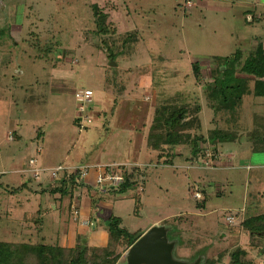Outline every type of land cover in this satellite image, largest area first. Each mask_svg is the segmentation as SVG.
Returning <instances> with one entry per match:
<instances>
[{
	"label": "rangeland",
	"instance_id": "374dc122",
	"mask_svg": "<svg viewBox=\"0 0 264 264\" xmlns=\"http://www.w3.org/2000/svg\"><path fill=\"white\" fill-rule=\"evenodd\" d=\"M90 5L106 13L107 23L116 28L112 42L136 32L131 59L118 64L108 60ZM260 41L264 0H0V244H8L4 252L21 246L23 264H53L51 251L62 243L51 227L39 234L34 201H26L30 189L40 185L52 190L58 184L44 181L45 173L36 179L32 168L44 170L52 164L73 171L81 163L95 168L119 163L140 167L137 184L115 196L110 217L121 218V229L143 235L162 228L171 258L180 264H229V255L238 248L248 261L264 264V237L250 236L240 226L245 218L264 214V169L258 170L264 153L250 149L245 133L255 130L264 138V98H244L238 133L245 135L240 142L219 146L215 167H205V161H211L195 159L187 146L160 152L146 147L154 107L172 96L175 104L185 96L191 109L201 108L206 137L214 126L203 93L209 70L238 51H252ZM51 44L49 59L40 58L42 48ZM196 63L198 76L192 68ZM119 79L125 84L120 94ZM86 90L92 92L91 116L82 130L75 124L83 117L76 96ZM208 150L205 154L212 153ZM29 159L36 160L30 170ZM25 183L27 189L17 195L7 193ZM65 208L64 202L61 212ZM110 245V254L122 256L118 264H126L125 244ZM26 246H39L41 259L47 260L27 255ZM95 253L102 262L101 252Z\"/></svg>",
	"mask_w": 264,
	"mask_h": 264
},
{
	"label": "trees",
	"instance_id": "16d2710c",
	"mask_svg": "<svg viewBox=\"0 0 264 264\" xmlns=\"http://www.w3.org/2000/svg\"><path fill=\"white\" fill-rule=\"evenodd\" d=\"M90 10L94 17L96 34L102 37L101 44L105 49L108 60L113 64H118L119 61L131 59L135 44L138 43L136 32H130L119 37V44H117L118 41L116 40H113V43L111 38L117 35V30L112 23H107V14L102 12L96 5H90ZM82 40L79 39V42ZM53 50V44L45 45L41 50L42 54L40 58L49 59V55ZM212 61L215 60L212 59ZM218 62L219 65H215V67L209 70L208 79L204 84L203 90L205 100L212 115L211 123L214 125L211 130L206 131L207 136L205 137L203 133L202 118L200 116L201 108L196 106L194 109H191L185 104L184 98H187L185 96L182 97L181 94H177V97H182V101L179 104L174 103V96H172L171 98L160 100L154 107L153 117L146 137V147L148 150L160 152L165 147L187 146L190 148L192 156L195 159L202 156L207 160L205 150L210 149L214 155L213 162L216 166L215 163H217L218 157L216 158L215 156L219 153V146L224 143L240 142V139L246 133L248 134V138H250V142H252L250 149L255 153H264V138L258 136L257 131H245L243 135L238 133L241 129L239 117L244 98H264V41L258 42L250 52L243 53L238 51L230 58H224L218 60ZM198 67L197 63L192 66L195 76H198ZM117 83L119 84L120 94L125 84L122 79H119ZM75 124L80 128V119H76ZM37 138L41 139V136L38 134ZM201 145H207V147L203 148ZM83 165L85 164L81 163L79 166ZM52 168L44 167L45 170ZM67 173L64 172L57 179L51 180L49 172H46L47 176L44 178V181L47 180V183H51L52 181L53 184L57 183L58 187L47 190L44 186L39 185L36 193L42 196L45 193H50L51 195L59 194L60 198L71 196L73 199V193L77 188L85 186L86 181L79 180L78 172L71 173L68 176L66 175ZM139 173L140 167L127 165V170L122 171L124 183L116 187L106 186L104 192L110 195L125 194L137 184L136 179L137 176L139 177ZM3 188V183H0V190ZM96 188L99 187L96 186ZM25 189H27L26 183L17 188L10 189L7 193L9 195H17ZM73 205L76 206L79 214L76 200L71 203V207ZM71 207V215L73 216ZM203 207L204 203H201L199 208ZM121 222L120 218L111 216L106 223V231L109 236V245L117 246L119 243H124L127 250L142 234L139 235L137 232L130 234L125 229H121ZM240 226L248 231L250 236L264 237V214L245 218L240 223ZM7 245L0 244V264H23L22 256L19 255L22 250L18 248L21 246H15L14 251L7 253L4 252ZM38 249H40L39 246H35V248L26 246L25 250L28 252L27 255L31 253L40 262H45L47 258L41 259L43 255L38 252ZM51 252L53 253V250ZM82 254L83 252L79 251L78 264L83 260ZM210 264L214 263L210 262ZM229 264L253 263L248 261L246 252L238 248L229 255Z\"/></svg>",
	"mask_w": 264,
	"mask_h": 264
},
{
	"label": "crops",
	"instance_id": "0c3cea01",
	"mask_svg": "<svg viewBox=\"0 0 264 264\" xmlns=\"http://www.w3.org/2000/svg\"><path fill=\"white\" fill-rule=\"evenodd\" d=\"M242 142L244 143V139H242ZM54 166L49 164L47 168ZM260 166L261 168H258V170L264 169V165ZM246 170L252 171V168L247 167ZM95 177L96 173L93 170L87 177L85 186L77 188L73 193V199L71 196L60 198L59 194L45 193L48 200H41L42 195L36 193V190H29L32 195L26 201L28 203L32 199L34 201L36 208L34 211L39 215L36 221L39 234L43 233L47 227H51L50 232H52V235L60 236L62 239V243L53 248V264H74L75 261L77 263L79 251L83 252V260L80 264H84L86 260H89L92 264H118L122 260V256L109 253V236L106 231V223L113 212L116 195L107 194L104 192V188H96ZM74 200H76L79 207L77 217L72 216L70 210L71 203ZM120 200H124V197ZM64 202L66 208L61 212ZM55 203L60 207H56ZM49 221L51 222L48 223ZM95 251L98 254L101 252L99 255H101L102 262L96 258L97 253Z\"/></svg>",
	"mask_w": 264,
	"mask_h": 264
},
{
	"label": "built area",
	"instance_id": "2783aa9c",
	"mask_svg": "<svg viewBox=\"0 0 264 264\" xmlns=\"http://www.w3.org/2000/svg\"><path fill=\"white\" fill-rule=\"evenodd\" d=\"M187 7H191V3L187 2ZM76 101L78 103V111L79 114L82 117H79L81 125L80 128L83 130L85 125V121L89 122V118L90 116L88 115L90 109H91V104H92V92L89 90L86 91H81L77 94L76 96ZM88 115V116H87ZM88 118V119H87ZM87 119V120H86ZM207 156V160L211 161L210 164H208L205 161V167L209 168V167H215L214 162H213V154L212 153H208L206 154ZM217 158V155L215 156ZM219 157V156H218ZM36 163L35 159H29L28 161V168L30 170V168L33 167V165ZM94 168V169H91ZM32 170L34 171V177L36 179H40V176L45 172H49V177L51 180H55L57 179L61 174H64V172H68L66 175H70L71 173H79V180L80 181H86V178L89 176L90 171H95L96 173V177H95V186L99 187V188H105L106 186H119L121 184L124 183V177L122 176V171L127 170V164H108L105 166H102L101 168L99 166H97L95 168V166H88V165H83V166H79L74 168L73 171L63 167V166H59V167H55L52 169H48V170H43V169H35L32 168ZM194 198L195 199H200V195L198 193L194 194ZM72 214L74 217L78 216V211L75 205H73L72 207ZM234 219L232 217H228L227 221L232 222Z\"/></svg>",
	"mask_w": 264,
	"mask_h": 264
},
{
	"label": "water",
	"instance_id": "95a60500",
	"mask_svg": "<svg viewBox=\"0 0 264 264\" xmlns=\"http://www.w3.org/2000/svg\"><path fill=\"white\" fill-rule=\"evenodd\" d=\"M126 264H180L171 258V246L168 245L165 231L153 227L145 232L128 249Z\"/></svg>",
	"mask_w": 264,
	"mask_h": 264
}]
</instances>
